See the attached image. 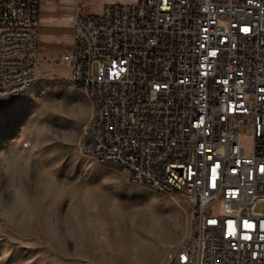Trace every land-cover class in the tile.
Segmentation results:
<instances>
[{
	"label": "built area",
	"instance_id": "built-area-1",
	"mask_svg": "<svg viewBox=\"0 0 264 264\" xmlns=\"http://www.w3.org/2000/svg\"><path fill=\"white\" fill-rule=\"evenodd\" d=\"M42 1L0 0V104L38 79ZM72 31L55 64L93 102L84 151L193 207L167 264H264V0H77Z\"/></svg>",
	"mask_w": 264,
	"mask_h": 264
},
{
	"label": "rangeland",
	"instance_id": "rangeland-1",
	"mask_svg": "<svg viewBox=\"0 0 264 264\" xmlns=\"http://www.w3.org/2000/svg\"><path fill=\"white\" fill-rule=\"evenodd\" d=\"M137 1L79 0L85 14ZM76 7L42 1L38 79L0 104V264H121L109 234L122 216L128 236L145 245L132 264H167L193 230V207L181 192L133 184L117 164L84 151L95 108L55 64L73 51Z\"/></svg>",
	"mask_w": 264,
	"mask_h": 264
},
{
	"label": "bare ground",
	"instance_id": "bare-ground-1",
	"mask_svg": "<svg viewBox=\"0 0 264 264\" xmlns=\"http://www.w3.org/2000/svg\"><path fill=\"white\" fill-rule=\"evenodd\" d=\"M127 224L125 222L124 217L122 216L120 218V220L115 222L116 230L114 229V231H113V229H111L110 230V234H109V237L111 239H114L117 242V246H116V249H115L116 253L115 252L114 253H115V256H116L117 260H120L121 264H132L133 260L141 255V253L143 251V248L145 246L140 241L141 237L139 238V236L138 237L137 236H131V234L129 235L130 237L128 236V233H127V230H126ZM112 227H114V224H112ZM129 231H130V229H129ZM116 233H119L122 236L126 235L125 237H127V239L118 241L116 239L117 238ZM143 242H145V241H143ZM148 251H150V250H148ZM145 257H146V255H145Z\"/></svg>",
	"mask_w": 264,
	"mask_h": 264
},
{
	"label": "snow or ice",
	"instance_id": "snow-or-ice-1",
	"mask_svg": "<svg viewBox=\"0 0 264 264\" xmlns=\"http://www.w3.org/2000/svg\"><path fill=\"white\" fill-rule=\"evenodd\" d=\"M243 31L247 32L248 29L245 28V29H243ZM212 55H215V53H212ZM261 171L264 172V168H262ZM212 172L215 173V168L212 169ZM213 187H215V184H213ZM210 223H215V222H214V221H211ZM246 226H247V227H252L251 224H248V225H246ZM245 238L247 239V238H249V237H245Z\"/></svg>",
	"mask_w": 264,
	"mask_h": 264
},
{
	"label": "crops",
	"instance_id": "crops-1",
	"mask_svg": "<svg viewBox=\"0 0 264 264\" xmlns=\"http://www.w3.org/2000/svg\"><path fill=\"white\" fill-rule=\"evenodd\" d=\"M42 7V3H41V6H40V8ZM39 14H40V11H39ZM60 23V22H59ZM71 29H72V23H70V26H69ZM73 41H74V34H73ZM62 79H64V78H62Z\"/></svg>",
	"mask_w": 264,
	"mask_h": 264
}]
</instances>
